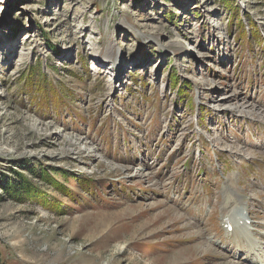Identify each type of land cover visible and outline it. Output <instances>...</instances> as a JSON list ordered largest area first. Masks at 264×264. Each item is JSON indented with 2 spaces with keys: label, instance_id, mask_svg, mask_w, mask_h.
<instances>
[{
  "label": "rangeland",
  "instance_id": "rangeland-1",
  "mask_svg": "<svg viewBox=\"0 0 264 264\" xmlns=\"http://www.w3.org/2000/svg\"><path fill=\"white\" fill-rule=\"evenodd\" d=\"M261 177L264 0H0L7 264L232 260Z\"/></svg>",
  "mask_w": 264,
  "mask_h": 264
},
{
  "label": "bare ground",
  "instance_id": "bare-ground-1",
  "mask_svg": "<svg viewBox=\"0 0 264 264\" xmlns=\"http://www.w3.org/2000/svg\"><path fill=\"white\" fill-rule=\"evenodd\" d=\"M247 105V104H246ZM244 109V108H243ZM35 125H37L38 124V122H35L34 123ZM74 137V136H73ZM73 137H66L65 138V140H64V142H65V144L66 145H69V146H72V147H74V148H78V145H79V143L80 142H78L77 140H73L72 138ZM74 138H76V137H74ZM69 151H70V149H68ZM69 151H67V152H69ZM89 154L91 153V155H93L92 154V150H86ZM79 153H81V151L79 152ZM126 168V167H125ZM129 168H127V170H128ZM142 175H144V172H142V171H140V172H138V173H136L135 174V176H142ZM229 187V186H228ZM238 191H239V189L237 188H234V191H231L230 190V193H231V195H229V196H231V198H228L229 196H227V198L228 199H233V201L234 202H238V203H241L242 204V206H245L246 204V202H245V200H244V202L241 200L242 198L241 197H238V195L240 194V193H238ZM234 194H236L237 196H235ZM245 199V198H244ZM234 204V203H233ZM227 210H229V211H227ZM234 210V206L232 207V208H230V209H227V208H225V210L224 211H222V213L224 212V214L222 215V217L224 218V217H226L227 215H231V213H232V211ZM222 218V219H223ZM188 225V224H187ZM261 226V225H260ZM231 234H235V233H231ZM194 235V234H193ZM200 235V234H199ZM244 242H245V239H243L242 237H238V239L236 240V243L238 244V250H240V251H245V252H247V253H249L248 251H247V248L248 249H251V245H253L252 243H251V240H248L247 242H248V244L246 245V244H244ZM214 243V242H213ZM226 243V242H225ZM229 243V242H228ZM201 244H202V242H199L198 243V245H196L195 247H196V251L197 252H199V253H201L202 251H208L209 249L207 248V247H203V248H200L201 247ZM204 245H206V243L204 242L203 243ZM251 244V245H250ZM203 245V246H204ZM210 245V244H209ZM227 246V245H226ZM254 246V245H253ZM209 247V246H208ZM190 250H191V252H193V249H194V247H188ZM211 249H214V248H211ZM187 252V251H186ZM182 253V252H181ZM196 253V252H195ZM223 255H227V253H224V251H223ZM249 255V254H248ZM249 257V259H251V261H253V262H255V260H254V256H252V255H249L248 256ZM226 260V259H225ZM228 260V259H227ZM226 260V262H223V263H225V264H252L251 262H248L247 260H245V261H247L248 263H246V262H244V260H240L239 259V257L238 256H235L234 255V258L232 259V260H228L227 261ZM261 262L262 263H264V256H262V259H257V261L255 262L256 264H261ZM222 262H220V263H215V264H223Z\"/></svg>",
  "mask_w": 264,
  "mask_h": 264
},
{
  "label": "trees",
  "instance_id": "trees-1",
  "mask_svg": "<svg viewBox=\"0 0 264 264\" xmlns=\"http://www.w3.org/2000/svg\"><path fill=\"white\" fill-rule=\"evenodd\" d=\"M0 264H7V263L3 260V258H2V253H1V251H0Z\"/></svg>",
  "mask_w": 264,
  "mask_h": 264
}]
</instances>
